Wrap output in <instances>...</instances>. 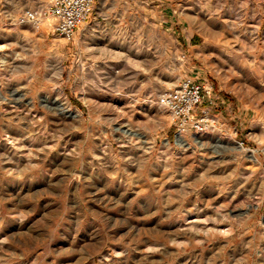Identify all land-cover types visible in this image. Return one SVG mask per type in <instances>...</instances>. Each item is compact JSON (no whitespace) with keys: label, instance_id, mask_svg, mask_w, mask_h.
<instances>
[{"label":"rangeland","instance_id":"obj_1","mask_svg":"<svg viewBox=\"0 0 264 264\" xmlns=\"http://www.w3.org/2000/svg\"><path fill=\"white\" fill-rule=\"evenodd\" d=\"M46 2L0 0V264H264V0H96L71 41ZM193 75L232 110L180 142Z\"/></svg>","mask_w":264,"mask_h":264},{"label":"built area","instance_id":"obj_2","mask_svg":"<svg viewBox=\"0 0 264 264\" xmlns=\"http://www.w3.org/2000/svg\"><path fill=\"white\" fill-rule=\"evenodd\" d=\"M95 2L96 0H47L42 7L25 10L20 19L34 27H39L44 20L50 19L54 33L71 41L76 30L90 18ZM219 93L209 80L185 77L159 92L156 102L166 110L178 138L187 134L199 136L221 127V117L215 112L219 107ZM239 144L243 145V142Z\"/></svg>","mask_w":264,"mask_h":264},{"label":"crops","instance_id":"obj_3","mask_svg":"<svg viewBox=\"0 0 264 264\" xmlns=\"http://www.w3.org/2000/svg\"><path fill=\"white\" fill-rule=\"evenodd\" d=\"M100 19H102V17L100 18ZM89 20V19H88ZM162 20V22L163 21H167V19L166 18H162L161 19ZM47 22L48 23H52V20H50L49 19V21L47 20ZM84 24V23H83ZM82 24V25H83ZM89 25V24H88ZM186 77V76H185ZM189 77V76H188ZM192 79H195V80H198L197 79V77L196 76H190ZM219 91V90H218ZM220 94V98H219V107L215 110V112L217 113V114H221L222 113V111L221 110H232L231 109V106H230V104H229V102H228V98H227V96H225V94L224 93H222V92H220L219 93Z\"/></svg>","mask_w":264,"mask_h":264},{"label":"bare ground","instance_id":"obj_4","mask_svg":"<svg viewBox=\"0 0 264 264\" xmlns=\"http://www.w3.org/2000/svg\"><path fill=\"white\" fill-rule=\"evenodd\" d=\"M65 108V107H64ZM64 108H62L63 110H62V112H64L65 111V109ZM219 140V139H218ZM179 141L180 142H183L184 140L181 138V137H179Z\"/></svg>","mask_w":264,"mask_h":264}]
</instances>
